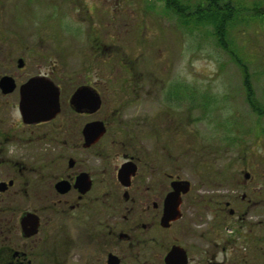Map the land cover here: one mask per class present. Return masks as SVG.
Segmentation results:
<instances>
[{
  "label": "flooded vegetation",
  "instance_id": "af4514ba",
  "mask_svg": "<svg viewBox=\"0 0 264 264\" xmlns=\"http://www.w3.org/2000/svg\"><path fill=\"white\" fill-rule=\"evenodd\" d=\"M207 2L227 17L239 7L264 38V0ZM0 23V264H264V178L248 164L236 189L212 196L193 246V184L178 170L181 83L157 77L144 103L159 91L158 113L141 115L145 81L133 66L118 82L113 52L108 72L97 63L114 35L107 44L92 26L72 68L48 33L12 37L3 14Z\"/></svg>",
  "mask_w": 264,
  "mask_h": 264
},
{
  "label": "rangeland",
  "instance_id": "374dc122",
  "mask_svg": "<svg viewBox=\"0 0 264 264\" xmlns=\"http://www.w3.org/2000/svg\"><path fill=\"white\" fill-rule=\"evenodd\" d=\"M69 1L70 6L68 0H0L4 29L12 37L48 33L54 56L62 62L66 55L72 68L85 62V38L92 26L107 44L114 35L116 44L112 50L103 51L97 63L102 72H108V54L113 52L118 82L134 78L124 64L133 66L135 76L145 81L137 105L139 114L143 111L141 115L158 113L159 91L151 92L144 103L147 91L159 89L154 86L157 77L166 79L167 85L182 84L176 108L183 113L184 133L178 170L193 184L194 246L202 230L196 224L210 221L214 202H208L212 196L236 189L244 180L246 164L253 176L261 174L264 178V114H258L247 99L245 72L241 68L243 63L247 65L256 96L264 106V38L256 32L257 22L240 16L239 7L232 6L234 16L226 26L224 43L220 25L213 18L197 22L194 15L180 14L168 7L165 0ZM182 1L191 11L207 4V0ZM90 14L97 19L89 20ZM191 109L193 120L185 118Z\"/></svg>",
  "mask_w": 264,
  "mask_h": 264
},
{
  "label": "trees",
  "instance_id": "16d2710c",
  "mask_svg": "<svg viewBox=\"0 0 264 264\" xmlns=\"http://www.w3.org/2000/svg\"><path fill=\"white\" fill-rule=\"evenodd\" d=\"M165 1L167 6L172 8L177 13L190 15V16L194 15V17L197 19V22H201L200 21L201 18H208V17L213 18V21L217 22V25H220L219 27L220 29L219 33L221 34L220 38L224 39V43H227L225 40V38L227 37L226 26L228 27L229 21H231L234 16V8L232 9L231 7L229 16L227 17L226 12L225 11L223 12L222 7L217 5H211L209 2H207V4L204 7L202 5H198L196 6V8H194L191 11L190 7L187 4H185L182 0H165ZM248 90L250 93L251 91L250 85L248 86ZM248 100H250V103L254 107V109L261 114V110L258 108L259 104L257 100L256 99L254 100L252 96H248Z\"/></svg>",
  "mask_w": 264,
  "mask_h": 264
},
{
  "label": "water",
  "instance_id": "95a60500",
  "mask_svg": "<svg viewBox=\"0 0 264 264\" xmlns=\"http://www.w3.org/2000/svg\"><path fill=\"white\" fill-rule=\"evenodd\" d=\"M86 91L84 89H81L79 90L75 95H76V98H78V96H81V94H84ZM103 130V129H102ZM188 188L184 189V190H187ZM179 203V202H178ZM178 206V205H177Z\"/></svg>",
  "mask_w": 264,
  "mask_h": 264
}]
</instances>
